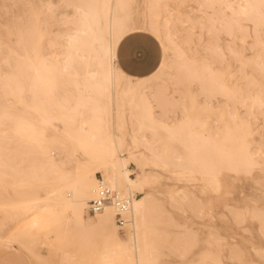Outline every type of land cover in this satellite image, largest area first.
Returning <instances> with one entry per match:
<instances>
[{
    "label": "snow or ice",
    "instance_id": "6c2138e0",
    "mask_svg": "<svg viewBox=\"0 0 264 264\" xmlns=\"http://www.w3.org/2000/svg\"><path fill=\"white\" fill-rule=\"evenodd\" d=\"M0 264H264V0H0Z\"/></svg>",
    "mask_w": 264,
    "mask_h": 264
},
{
    "label": "built area",
    "instance_id": "2783aa9c",
    "mask_svg": "<svg viewBox=\"0 0 264 264\" xmlns=\"http://www.w3.org/2000/svg\"><path fill=\"white\" fill-rule=\"evenodd\" d=\"M89 203L92 204V203H94V202H93V201H90ZM86 212H87V214H88L89 212H91L93 215L95 214L94 209L91 208V207L86 208Z\"/></svg>",
    "mask_w": 264,
    "mask_h": 264
},
{
    "label": "bare ground",
    "instance_id": "6f19581e",
    "mask_svg": "<svg viewBox=\"0 0 264 264\" xmlns=\"http://www.w3.org/2000/svg\"><path fill=\"white\" fill-rule=\"evenodd\" d=\"M131 163L135 164L134 162H131ZM131 163H130V164H131ZM130 164H129V166H130ZM129 172L134 173V172H135V169H130V168H129ZM85 175H86V173H85ZM131 178H132V179H135V175H133V177H131ZM85 214L87 215L86 208H85Z\"/></svg>",
    "mask_w": 264,
    "mask_h": 264
},
{
    "label": "rangeland",
    "instance_id": "374dc122",
    "mask_svg": "<svg viewBox=\"0 0 264 264\" xmlns=\"http://www.w3.org/2000/svg\"><path fill=\"white\" fill-rule=\"evenodd\" d=\"M130 169H135V164L131 163L129 166ZM133 177V176H132Z\"/></svg>",
    "mask_w": 264,
    "mask_h": 264
}]
</instances>
